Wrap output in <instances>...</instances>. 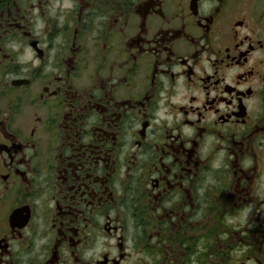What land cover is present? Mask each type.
<instances>
[{"label":"flooded vegetation","instance_id":"af4514ba","mask_svg":"<svg viewBox=\"0 0 264 264\" xmlns=\"http://www.w3.org/2000/svg\"><path fill=\"white\" fill-rule=\"evenodd\" d=\"M0 264H264V0H0Z\"/></svg>","mask_w":264,"mask_h":264}]
</instances>
